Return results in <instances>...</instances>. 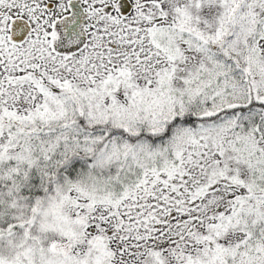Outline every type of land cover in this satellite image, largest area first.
<instances>
[{
  "label": "snow or ice",
  "instance_id": "obj_1",
  "mask_svg": "<svg viewBox=\"0 0 264 264\" xmlns=\"http://www.w3.org/2000/svg\"><path fill=\"white\" fill-rule=\"evenodd\" d=\"M0 264H264V0H0Z\"/></svg>",
  "mask_w": 264,
  "mask_h": 264
}]
</instances>
